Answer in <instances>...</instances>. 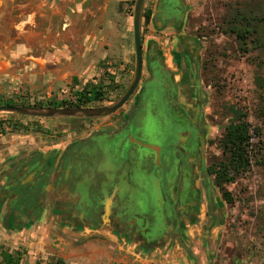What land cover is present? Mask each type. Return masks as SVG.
Segmentation results:
<instances>
[{"label": "rangeland", "instance_id": "obj_1", "mask_svg": "<svg viewBox=\"0 0 264 264\" xmlns=\"http://www.w3.org/2000/svg\"><path fill=\"white\" fill-rule=\"evenodd\" d=\"M154 1L145 0L143 15L157 5ZM136 2L0 0V107L53 109L47 106L63 105L62 109H75L70 106L76 104L77 93L91 87L102 90L103 100L83 109L116 104L135 74ZM160 2L162 5L163 0ZM172 3L176 6L180 2L171 0ZM191 10L187 32L201 40L205 38L202 41L205 46L200 47L202 66L195 73V80L199 81L205 98L203 125L209 141L208 168L212 169L213 163L222 160L218 141L231 125L232 109L244 112L255 135L249 172L226 188L233 203L224 202L215 178L206 175L209 180L203 191L207 200L210 189L211 207L206 208L204 199L200 218L187 228L181 242L168 244L169 250L166 244L147 245L149 253L141 255L144 262H135V257L117 248H106L108 240L95 230H79L60 223L52 211L45 214V222L33 223L26 233L14 230L6 238L3 231L0 254L4 250L19 254L21 264H163L165 258L152 253L159 247L158 252L162 254L174 250L177 255L170 257L173 264H264V0H211L207 7ZM231 30L247 32V39L239 40ZM148 32L147 20L142 18L145 49ZM148 63L145 55L138 91L120 111L109 117L40 119L1 113L0 168L16 158L56 145L54 151L63 153L91 136L121 127L117 122L123 115L132 114L137 97L151 79ZM188 74L183 72L181 77ZM176 78L172 75V81L179 84ZM151 85L143 96L144 105H148L143 119L154 130L165 131L168 118L169 130L177 127L170 103L163 100L159 105L151 104L150 91L156 90ZM186 85L188 91L197 90L190 88L189 83ZM142 140L153 145L149 140ZM98 143L102 147L108 144ZM130 149L140 155L151 153L126 145V150ZM156 166L157 162L155 166H148L150 175ZM140 196L135 194L136 199ZM213 207L216 209L214 224ZM160 211L155 206L147 208L145 214L157 215ZM103 219L108 225L106 215ZM95 239H99L97 243ZM93 243L99 247H92Z\"/></svg>", "mask_w": 264, "mask_h": 264}, {"label": "flooded vegetation", "instance_id": "obj_2", "mask_svg": "<svg viewBox=\"0 0 264 264\" xmlns=\"http://www.w3.org/2000/svg\"><path fill=\"white\" fill-rule=\"evenodd\" d=\"M170 3L163 2V7L175 18L181 14V7ZM148 71L151 79L137 97L132 114L123 115L117 122L121 127L65 149L60 160L52 164L53 170H48L52 165L42 167L39 172L42 175L34 185L20 187L17 182L12 187L15 203L11 209L14 212L24 209V216L15 226L22 227L25 223L30 226L52 211L60 223L79 230L104 227L112 235L121 239L124 236L145 248L181 242L192 223L200 218L205 199L203 186L209 180L207 177L212 178L211 167L207 165L209 141L203 125L205 98L199 81L195 80L197 71H183L189 74L181 77L182 72L178 84L172 81L171 74L163 76L157 71L156 57L149 59ZM186 83L197 90L188 91ZM150 84L156 88L150 91L151 104L159 105L163 100L170 103L177 127L169 130L168 118L165 131L154 130L143 119L148 107L143 96ZM99 141L108 144L102 147ZM128 144L151 153L140 155L135 149L126 150ZM156 162L158 167L150 175L147 168ZM19 189L22 190L18 193ZM136 193L142 196L136 199ZM207 196L206 208H210V189ZM107 206L111 207L108 225L103 219ZM155 206L161 208L157 215L145 214L147 208ZM32 209L28 222L27 215ZM213 212L214 224V207Z\"/></svg>", "mask_w": 264, "mask_h": 264}, {"label": "crops", "instance_id": "obj_3", "mask_svg": "<svg viewBox=\"0 0 264 264\" xmlns=\"http://www.w3.org/2000/svg\"><path fill=\"white\" fill-rule=\"evenodd\" d=\"M157 1V5L151 7V19L147 22L148 34L145 36V45L143 47V55L150 59L156 57L157 71L161 72L163 76H169V74L181 79L183 71H198L202 66V51L201 45L205 46L202 40L190 35L187 32V25L190 17L191 9H202L209 5L211 0H179V6L181 7V14L173 18L172 12L165 9L162 0ZM195 11V10H194ZM161 16V17H160ZM169 17V19H168ZM203 49H205L203 47ZM180 75V76H178ZM177 79V78H176ZM178 80V79H177ZM57 145L53 148H44L35 153L27 155V157L16 158L15 161L10 163L5 168H0V234L3 236L5 231L6 238L14 230L16 232L24 231L33 225L31 223L28 226L26 223L24 226H15L20 217L24 216V209L21 208L18 212H14L11 209L13 202L15 203V195H13L12 187L16 183H20L19 186L23 187L26 184L34 185L38 181L42 174L40 170L44 165H52L56 161L60 160L61 152L54 151ZM54 153V155H52ZM37 174V176H36ZM8 183V184H7ZM11 206V207H10ZM111 207L107 206V220L111 213ZM12 211L16 214H13ZM33 214V209L28 213L27 218L29 222L30 216ZM45 222L44 215H41L38 222ZM109 221V220H108ZM26 227V228H25ZM96 232L102 234L108 241L107 247H114L117 250L128 253L135 257V262H144L142 253H149V248L141 247L138 244L131 242L130 239L123 237H116L111 234L109 229H95ZM58 237V236H57ZM2 240V239H1ZM99 239H95L97 243ZM91 244L92 247L97 244ZM2 244V243H0ZM169 243L166 244V248L169 250ZM102 245V244H100ZM160 246V245H159ZM104 248V246L102 247ZM159 247L155 248L152 253L155 255H162L165 258L163 264H173L174 261H170V257L176 256L173 252L160 253ZM175 252L177 250L175 249ZM178 253V252H177ZM156 257V256H155Z\"/></svg>", "mask_w": 264, "mask_h": 264}, {"label": "trees", "instance_id": "obj_4", "mask_svg": "<svg viewBox=\"0 0 264 264\" xmlns=\"http://www.w3.org/2000/svg\"><path fill=\"white\" fill-rule=\"evenodd\" d=\"M163 2L168 3L171 0H163ZM143 19L149 22L151 12H145ZM231 33L237 34V38L241 41L246 40L248 35L247 32L235 33L233 30H231ZM76 100V104L70 106L71 108H87L88 104L101 102L103 93L100 88H85L77 93ZM6 106L18 107L14 105ZM47 108L62 109L65 106H47ZM254 136V131L244 112L232 109L231 125L218 141V147L222 152V160L213 163L210 172L215 178L216 186L222 193L224 202L227 204L233 203L231 194L226 190L227 186L234 184L239 178L245 176L251 168ZM0 257V264H21L22 256L19 254L14 255L4 250L1 252Z\"/></svg>", "mask_w": 264, "mask_h": 264}, {"label": "water", "instance_id": "obj_5", "mask_svg": "<svg viewBox=\"0 0 264 264\" xmlns=\"http://www.w3.org/2000/svg\"><path fill=\"white\" fill-rule=\"evenodd\" d=\"M145 0H137L135 12L133 17V31H134V45L136 67L134 79L125 92L123 97L114 105L100 109H44V108H26V107H0L1 113H8L21 117L40 118V119H81V120H95L102 119L114 115L120 111L133 96L137 90L143 73V41L141 34L143 11ZM138 143V142H137ZM139 144V143H138ZM151 148V146H145Z\"/></svg>", "mask_w": 264, "mask_h": 264}]
</instances>
